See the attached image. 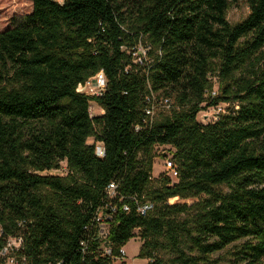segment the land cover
Segmentation results:
<instances>
[{"label":"trees","instance_id":"trees-1","mask_svg":"<svg viewBox=\"0 0 264 264\" xmlns=\"http://www.w3.org/2000/svg\"><path fill=\"white\" fill-rule=\"evenodd\" d=\"M32 1L0 31V251L22 237L18 263L113 264L137 236L148 264H264V0L236 24L233 0ZM101 70V96L77 91ZM152 93L173 102L150 120ZM155 145L179 175L152 186Z\"/></svg>","mask_w":264,"mask_h":264},{"label":"rangeland","instance_id":"rangeland-1","mask_svg":"<svg viewBox=\"0 0 264 264\" xmlns=\"http://www.w3.org/2000/svg\"><path fill=\"white\" fill-rule=\"evenodd\" d=\"M33 9L32 0H0V31L8 28L11 25V19L15 16H22L26 13H30ZM250 13V6L248 0H233L232 5L228 12V21L231 24H236L244 20ZM219 81L214 80L213 90L218 91ZM90 112L92 115H96L102 111L95 101L91 103ZM167 109L160 108L157 111V117H161L164 114L169 113ZM205 113L209 115L210 118L214 116L213 106L208 109L202 110L198 114V119L200 121L204 120ZM172 152L171 147L168 145H155L152 149L153 155V170H152V186H157L160 178L165 173L164 159L167 155H170ZM166 155V156H165ZM61 165L65 166V162H62ZM226 190V187H223ZM192 202L194 199H170V203L174 202ZM142 246V240L140 237H133L122 247V255L115 258L113 264H148V259L146 257L140 256V250ZM18 264H22L20 261ZM222 264H229L225 261Z\"/></svg>","mask_w":264,"mask_h":264},{"label":"built area","instance_id":"built-area-1","mask_svg":"<svg viewBox=\"0 0 264 264\" xmlns=\"http://www.w3.org/2000/svg\"><path fill=\"white\" fill-rule=\"evenodd\" d=\"M133 52V55L135 57V61L137 62H143L144 59L147 57L148 53V47L145 46L142 40H140L139 44L136 46V48H133L131 50ZM108 84V79L103 70L97 72L95 75L91 76L88 80H86L83 83H80L77 87V91L80 93L88 94V95H96L101 96ZM213 94L216 93V91L213 90ZM93 101H91L92 103ZM172 98L169 96H161L159 97L157 94L152 93L151 96L148 98V105L146 108V114L149 117L150 120H153L155 116L157 115V111L160 108L170 107L172 105ZM92 105V104H91ZM214 117L218 118L221 113L225 112L224 107L221 104H218L214 106ZM209 116V115H208ZM208 116H205L206 118ZM205 118V119H206ZM204 119V120H205ZM94 140L91 139V142ZM97 145V151L100 155L104 154V144L103 142H96ZM165 166V173L168 174L172 178L178 177V169L175 165V162L171 158V156L167 155L166 158L163 161ZM108 192L111 196L115 195L117 184L115 182H111L108 187ZM113 211L116 212V205H112ZM153 208V203L150 201H145L138 204V212L141 215H146L147 212ZM124 209H128L127 205H124ZM108 218V212H105L104 209H99L96 213V220L98 224L102 227V229H105L107 222L106 219ZM23 239L22 237H11L6 241V244L2 247L0 251V264H18V259L15 255V250L19 249L22 246ZM107 251L110 253V249L107 248ZM123 252V251H122ZM124 254V252H123Z\"/></svg>","mask_w":264,"mask_h":264},{"label":"crops","instance_id":"crops-1","mask_svg":"<svg viewBox=\"0 0 264 264\" xmlns=\"http://www.w3.org/2000/svg\"><path fill=\"white\" fill-rule=\"evenodd\" d=\"M103 112V109H102V111H100V113H102ZM97 114H99V113H97Z\"/></svg>","mask_w":264,"mask_h":264}]
</instances>
